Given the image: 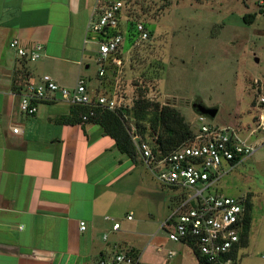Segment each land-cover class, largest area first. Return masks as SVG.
Returning a JSON list of instances; mask_svg holds the SVG:
<instances>
[{"label": "crops", "instance_id": "0c3cea01", "mask_svg": "<svg viewBox=\"0 0 264 264\" xmlns=\"http://www.w3.org/2000/svg\"><path fill=\"white\" fill-rule=\"evenodd\" d=\"M94 3L0 0V264H95L100 257L131 249L142 260L143 250L120 239L137 232L121 225L112 229L115 189L135 171V163L99 124L67 122L64 118L71 117L73 105L59 94L42 100L36 113L26 115L19 110V96L13 90L19 69L25 74L23 82L48 74L63 85L67 75L89 67L86 61L95 59L91 53L97 37L88 30ZM15 38L28 48L41 44V56L34 61L18 57L9 46ZM258 81L257 96H264V75ZM253 105L255 129L245 133L248 127L231 126L240 139L255 145L253 158L243 156L233 165L223 161V175L249 158L255 161L256 173L264 175V102L257 99ZM14 127L19 128L17 133ZM253 191L264 192V178L256 179L255 189L240 196L250 195L254 208L258 197ZM80 221L86 223L83 231ZM167 240L159 244L161 249L165 246L166 260H174L167 264H184L189 255L185 246H191ZM145 262L163 264L155 258ZM191 264H198L197 256Z\"/></svg>", "mask_w": 264, "mask_h": 264}, {"label": "rangeland", "instance_id": "374dc122", "mask_svg": "<svg viewBox=\"0 0 264 264\" xmlns=\"http://www.w3.org/2000/svg\"><path fill=\"white\" fill-rule=\"evenodd\" d=\"M259 1L129 0L126 9L130 14L124 15L122 26L127 29L131 23L140 22L148 38L136 43L138 37L133 41L134 37L125 34L118 67L105 66L104 75L99 77V65L91 57L86 61L89 67L81 66L78 74L67 75L63 85L75 84L81 77L88 89L100 88L94 93L114 94L120 108L131 107L138 98L155 97L160 104L177 108L193 127L202 116L205 124H239L241 129L248 127L247 133L255 129L253 103L258 99L257 80L264 75V16ZM246 13H255L251 23L244 22ZM90 34L98 36L92 31ZM97 49L94 41L91 56L96 55ZM111 67L113 71L107 72ZM195 102L216 108L215 115L198 114L192 107ZM122 116L129 121V133L134 132V123L127 115ZM254 137L255 134L250 140L254 141ZM251 159L226 175L221 168L219 182L211 190L241 198L246 190L255 189L256 179L264 175L256 173L255 161ZM135 166V171L115 189L113 217L137 234L120 239H128L139 252L143 250L142 260L154 262L155 258L167 264L174 260H166L165 246L159 248L160 243L168 242L162 225L186 192L163 184L158 179L161 171L150 170L143 160ZM253 194L258 199L252 209L248 241L232 264H264V192ZM130 211L133 220L127 222ZM185 248L189 255L184 264H191L196 256L191 247Z\"/></svg>", "mask_w": 264, "mask_h": 264}, {"label": "built area", "instance_id": "2783aa9c", "mask_svg": "<svg viewBox=\"0 0 264 264\" xmlns=\"http://www.w3.org/2000/svg\"><path fill=\"white\" fill-rule=\"evenodd\" d=\"M259 4L264 16V0H260ZM126 8L125 0H95L88 30L98 35L95 41L98 46L95 60L99 65V77L104 75L107 64L118 67L121 63L118 55L125 40L122 20ZM135 28L138 34L136 43L148 38L142 23L137 22ZM9 46L18 57L30 61L38 59L43 49L38 43L28 48L16 38L10 41ZM15 94L19 96V110L26 115L36 113L39 102L52 99L55 94H59L71 105L89 106L90 115L94 107L115 111L121 106L114 94L94 93L81 77L77 78L74 86L67 87L50 75L43 74L37 79L26 80L23 88ZM258 100L264 102V96L260 95ZM86 119L87 114L82 115V120ZM12 130L17 133L19 128L14 127ZM130 134L144 164L150 170L161 171L158 179L163 184L186 192L162 225V228H166L168 239L194 245L198 253L210 263L232 264L230 254L239 241L243 199L211 189L221 176L219 170L223 161L233 165L241 157L254 153L255 147L240 139L234 128L205 124L202 116L198 117L189 142L161 157L152 153L149 143L141 139L135 130ZM105 219L115 220L110 216H105ZM126 219L131 220L132 213H128ZM119 226L120 223L115 220L112 229L117 230ZM79 229H86L85 221L79 222ZM168 254L173 255V251ZM95 264L151 263L141 260L135 252L119 250L112 255L100 257Z\"/></svg>", "mask_w": 264, "mask_h": 264}, {"label": "trees", "instance_id": "16d2710c", "mask_svg": "<svg viewBox=\"0 0 264 264\" xmlns=\"http://www.w3.org/2000/svg\"><path fill=\"white\" fill-rule=\"evenodd\" d=\"M128 2L129 0H125L126 4ZM262 11L263 9L260 6V12L262 13ZM125 14L129 16L130 13L127 11ZM254 18L255 13L243 15V20L246 23H251ZM135 24L131 23L130 27L128 26L127 29H124V33L128 38L134 37L133 41L138 37ZM23 59L28 61L26 58ZM24 75L23 69L15 71V79L13 80V90L15 92H19L23 88L25 83V81L23 82ZM154 98H138L131 107L119 108L115 111L94 107L91 108L92 115H90L89 106L73 105L71 117L64 119L67 122L81 123L91 121L99 124L103 133L113 139L115 147L122 154L129 157L134 163L141 162L142 158L129 133V121L124 119L122 115H127L129 120L134 123L135 130L140 138L149 143L152 153L157 157H161L163 154H167L171 150L188 142L193 135V126L186 122L184 116L181 115L177 108L167 104H160ZM85 114H87V119L83 121L82 115ZM252 209L253 203L249 195L243 199V215L239 228V241L230 254L233 261L237 258L239 250L247 244L251 228ZM191 248L197 256L198 264H213L204 259L194 245ZM129 251L135 252L133 249Z\"/></svg>", "mask_w": 264, "mask_h": 264}, {"label": "water", "instance_id": "95a60500", "mask_svg": "<svg viewBox=\"0 0 264 264\" xmlns=\"http://www.w3.org/2000/svg\"><path fill=\"white\" fill-rule=\"evenodd\" d=\"M192 107L195 109V111L200 115H205L208 117H213L216 113V108H209L206 107L198 102H195L192 104Z\"/></svg>", "mask_w": 264, "mask_h": 264}]
</instances>
